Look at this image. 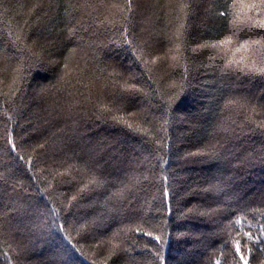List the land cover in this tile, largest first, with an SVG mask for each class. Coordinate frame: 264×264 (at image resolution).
Wrapping results in <instances>:
<instances>
[{
    "label": "trees",
    "instance_id": "trees-1",
    "mask_svg": "<svg viewBox=\"0 0 264 264\" xmlns=\"http://www.w3.org/2000/svg\"><path fill=\"white\" fill-rule=\"evenodd\" d=\"M166 1L0 0V264H264V0Z\"/></svg>",
    "mask_w": 264,
    "mask_h": 264
},
{
    "label": "rangeland",
    "instance_id": "rangeland-1",
    "mask_svg": "<svg viewBox=\"0 0 264 264\" xmlns=\"http://www.w3.org/2000/svg\"><path fill=\"white\" fill-rule=\"evenodd\" d=\"M169 1H170V0H169ZM166 2H168V0H167ZM166 5H167V4H166ZM149 10H150V9H149ZM151 10H152V9H151ZM12 78H13V76H12ZM11 80H12V79H11ZM98 84H99V86H98V88H97V89L99 90V89H101V88H102V86H101V82H98Z\"/></svg>",
    "mask_w": 264,
    "mask_h": 264
}]
</instances>
